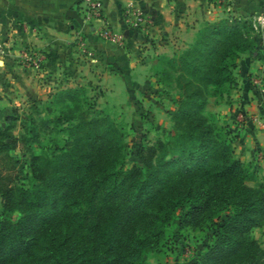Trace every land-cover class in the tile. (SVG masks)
<instances>
[{"label": "trees", "instance_id": "obj_1", "mask_svg": "<svg viewBox=\"0 0 264 264\" xmlns=\"http://www.w3.org/2000/svg\"><path fill=\"white\" fill-rule=\"evenodd\" d=\"M255 30L245 16L206 21L189 46L163 58L178 89L169 111L173 133L142 144L141 165L127 166L124 127L92 103L85 86L59 89L41 106L33 101L27 114L14 108L0 123V264L21 257L40 264H142L149 237L134 223L144 211L156 210L151 234L163 237L176 221L180 229L194 228L216 201L214 217L231 213L213 223L214 240L194 264L253 256L259 250L253 230L264 227L262 168L236 156L238 128L216 129L205 112L209 88L229 87L221 100L239 87L243 54L264 61ZM20 143L29 151V186L12 176L28 163L10 155ZM198 176L212 186L183 190V181ZM74 241L78 247H70Z\"/></svg>", "mask_w": 264, "mask_h": 264}, {"label": "crops", "instance_id": "obj_2", "mask_svg": "<svg viewBox=\"0 0 264 264\" xmlns=\"http://www.w3.org/2000/svg\"><path fill=\"white\" fill-rule=\"evenodd\" d=\"M79 1L0 0L1 124L17 106L33 101L40 104L51 92L67 87L100 84L115 96L114 100L119 97L116 94L125 95L128 100L127 86L145 83L144 79L139 82V73L149 68L151 58L139 60L141 55L153 56L156 52V55L170 57L179 47L186 48L194 41L199 23H213L228 16L225 3L230 2L221 0L223 4L220 1L209 5L210 0H104V17L90 24L85 12L78 7ZM232 2L237 17L264 11L262 0ZM129 10L142 12L147 18L146 24L136 29L130 23ZM103 23L123 35L127 44L114 45L103 40L98 34V27ZM189 23L192 26L188 28ZM25 24L30 28L25 29ZM79 34L85 36L87 46L78 40ZM143 42L148 46L146 53H141L137 46ZM26 46L46 54L40 68L21 58ZM241 57L237 70L238 90L221 99L213 111L220 124L241 132V137L234 141L236 156L242 161H260L264 174V129L251 119L259 114L264 120V88L254 81L262 67L252 54L245 53ZM241 111L248 116L236 125Z\"/></svg>", "mask_w": 264, "mask_h": 264}, {"label": "rangeland", "instance_id": "obj_3", "mask_svg": "<svg viewBox=\"0 0 264 264\" xmlns=\"http://www.w3.org/2000/svg\"><path fill=\"white\" fill-rule=\"evenodd\" d=\"M220 1L221 0H210L209 5L220 3ZM222 1L221 4H223L224 2ZM229 1L230 2L226 1L225 3L226 13L228 16H234L237 18L238 13L235 10L234 4L232 2L233 0H229ZM261 5L262 7H264V0H262ZM85 6L86 3L84 4L83 0H80L78 2V7H80L82 11H84ZM244 16L253 20L254 23L257 25L258 28H256L255 32L258 37V43L260 47L263 46L264 45V11H262V13L260 14L249 13ZM244 16L242 15L239 17H244ZM94 20H98V19H94ZM94 20L90 19L89 23L91 24ZM103 24L100 27H98L99 35L101 33L100 30L103 27ZM107 25L109 26V24ZM198 25H199L198 26L199 27L198 30H199L201 27H203L204 22L199 23ZM189 26L192 25L189 23L187 27L189 28ZM24 27L25 29L30 28L27 24H25ZM109 28L112 30L113 33L121 36L122 39L121 40L119 39L118 41L115 42L111 41L110 39H103V40L114 45L117 44L124 46L127 44L128 40L124 38L123 35L114 32L110 26ZM135 28L137 29V27ZM77 36H79L78 40L81 41V44L87 46L86 43L87 39L85 38V36L82 34H79ZM140 44H137L139 51L141 50L140 51L141 53H146V48L148 46H144V42ZM183 46L179 47L178 49L181 50L185 48ZM26 48L33 51V53L35 54L34 60L36 59L37 55L44 53L43 51L36 50L31 46H26L23 50H25ZM83 50L86 51V47H84ZM157 50H159V48H157ZM147 57H150L152 59V60L150 59L148 63L149 68L146 71L143 70L141 71V73H139L140 76L139 82H141L144 79L142 82L145 83L144 84L140 83L141 85L139 86H127L129 87V92H128L129 96H127L128 100H126L125 95L123 97L121 94H116L119 97L116 98V100H114L113 98L115 96L113 95L111 96L109 93H107V91H105L100 84L91 83L87 87L88 90L87 94L90 98H92V103L100 109L109 110L113 120L124 127L127 134L126 140L128 141L127 142L128 154L126 156L128 167L142 164V161L138 159L136 155L137 149L142 144H146V143L152 144L156 142L158 139L166 140L173 133V127H172L173 122L170 119L171 114L169 113V111L173 110L176 106L175 99H177L178 89L174 81L175 74L168 70L167 63L163 59L164 57L156 55V52L153 54V56L141 55L140 58L138 59L140 60L141 58H143L144 60H146ZM21 58H22V53H21ZM43 60H46V54ZM260 62L262 67L260 70L261 73L255 75L254 81H257L258 83L260 82L264 88V61H260ZM39 64L41 65V63ZM40 65L35 64L36 69L40 68L41 67ZM237 70H236V76H237L236 78L238 80L239 73H237ZM151 77H154L155 79L150 81L146 80L148 78L151 79ZM257 82L256 83L254 82L255 86L258 85ZM227 90H229V87L221 88V89L218 87L216 88L212 87L209 88L208 91L209 103L206 107L207 109L205 113L208 115L210 121L214 124L216 129H220L224 125L220 124L217 118V114L214 113L213 111L214 106L219 102L221 98V94ZM234 90L236 91L238 90V88L233 89L232 91H230L229 94H233ZM118 93H120V91ZM263 95H264V91H263ZM122 97L125 98V100ZM224 98H226L225 94L223 95V99ZM31 104L32 102H28L22 104L21 106H17V108L20 110L22 114L23 113L27 114L28 113L27 111L29 110ZM38 106H41V103L38 104ZM75 110L78 111L79 114H82V111L80 109L76 108ZM246 115L248 116V114ZM254 116L258 117V121H256L255 123H257L260 129H264V120L260 117L259 114ZM238 118L236 119L237 122L235 123L236 125L241 124V123L238 124V122H240ZM19 131L20 129L17 127V129L14 131L15 132L14 134L17 135ZM47 141L48 139L45 140V142ZM34 147H35V152L37 154L38 153L40 154L41 147L38 146H34ZM24 153H26V155H24ZM28 154L29 151L27 150V148H25V146L22 143L18 145L16 150L10 152L11 156L15 158H19L21 159V161L28 162L25 165V167L20 168V171L18 170V173H12L13 178L16 179L17 182L19 181V183L25 186H29L32 181V173L30 170L31 166L29 164L30 156ZM254 163H260V161L256 160L254 161ZM21 166L22 164L20 165V167ZM261 176L264 177V174L262 173ZM251 184L254 185V183ZM199 185H201V187L212 186V184L208 180L198 176V177H193L192 179L187 180L185 182L183 181V190L191 189L193 191V189H195ZM219 206L220 204L218 201L213 203L211 206L212 209L206 212V214L201 218L200 222L197 223L194 228L180 229L178 226V221H176L173 224V226L169 227V229L165 233V236L163 237H155L153 234H151V227H152L151 219L152 216L155 215L156 210L148 209L144 211L143 214L137 217L134 223L136 231H139L143 234L145 233L149 237L148 247L146 248V251L142 256L143 259L142 264H194L195 261L198 259V256L205 249V245L207 243H211L214 240L215 234L213 233V228H214L213 223L218 224L221 220L226 219V217L231 213L230 208H228L222 210L221 216H219V218L214 217V214L216 210L219 208ZM2 211L3 208L0 198V216L3 213ZM19 215L20 212H16L13 219L15 220L19 218ZM253 236L257 240V243L259 245V250L253 256L249 257V255H245V257L237 260V262L235 261L233 264H264V227L255 228L253 230ZM88 241H90V237L89 239L86 240V242ZM78 245L79 244L74 241L70 244V247L74 248V247H78ZM8 264H40V263L35 261L33 257H21L16 262L8 263Z\"/></svg>", "mask_w": 264, "mask_h": 264}, {"label": "built area", "instance_id": "obj_4", "mask_svg": "<svg viewBox=\"0 0 264 264\" xmlns=\"http://www.w3.org/2000/svg\"><path fill=\"white\" fill-rule=\"evenodd\" d=\"M83 1H84V4L86 3L84 11L86 12V19L88 22L90 19L91 20H94V19L101 20L104 17L103 0H83ZM130 13L133 16L132 18H130V23H132L135 27H139L140 25L146 24L147 18L142 12L140 11L135 12L134 10V11H130ZM255 28H258L256 24H255ZM100 31H101L100 35L103 39H110L111 41H114V42L118 41L119 39L120 40L122 39L121 36L113 33L106 23L103 24V27L101 28ZM34 56L35 54L30 49L26 48L25 50L22 51V59L24 60V62H31V63L38 64V65H40L39 63H41V60L44 59L45 54L41 53L37 55L35 60H34ZM246 116H247L246 113L242 111L238 120L242 122L246 119ZM252 120L254 122L258 121V117L254 116L252 117Z\"/></svg>", "mask_w": 264, "mask_h": 264}]
</instances>
